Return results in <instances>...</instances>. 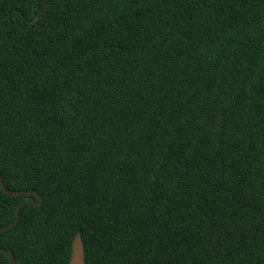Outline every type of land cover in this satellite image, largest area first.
Masks as SVG:
<instances>
[{"label": "trees", "instance_id": "trees-1", "mask_svg": "<svg viewBox=\"0 0 264 264\" xmlns=\"http://www.w3.org/2000/svg\"><path fill=\"white\" fill-rule=\"evenodd\" d=\"M0 176V264H264V0H0Z\"/></svg>", "mask_w": 264, "mask_h": 264}, {"label": "water", "instance_id": "water-1", "mask_svg": "<svg viewBox=\"0 0 264 264\" xmlns=\"http://www.w3.org/2000/svg\"><path fill=\"white\" fill-rule=\"evenodd\" d=\"M0 180H1L2 187L5 188L1 176H0ZM9 193L12 194V195L14 194L13 192H9ZM24 193H27V192H20L18 194H24ZM20 210H21V207H19L18 210H17V220L19 219ZM15 224H16V222L13 223L12 225L8 226V227L0 229V231L9 230L12 227H14ZM0 251H2V250L0 249ZM13 262H14V260H13V257H12L11 264H13ZM70 264H86L85 248H84L83 239H82L80 234H78L75 237L74 241H73L72 257H71V260H70Z\"/></svg>", "mask_w": 264, "mask_h": 264}]
</instances>
